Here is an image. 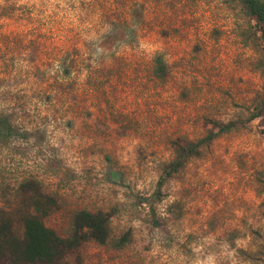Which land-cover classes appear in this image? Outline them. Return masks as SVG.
Masks as SVG:
<instances>
[{
    "label": "rangeland",
    "instance_id": "obj_1",
    "mask_svg": "<svg viewBox=\"0 0 264 264\" xmlns=\"http://www.w3.org/2000/svg\"><path fill=\"white\" fill-rule=\"evenodd\" d=\"M212 122L236 128L159 189L172 142ZM3 126L15 229L28 185L61 236L79 210L109 216L67 264H264V41L241 0H0Z\"/></svg>",
    "mask_w": 264,
    "mask_h": 264
},
{
    "label": "trees",
    "instance_id": "obj_2",
    "mask_svg": "<svg viewBox=\"0 0 264 264\" xmlns=\"http://www.w3.org/2000/svg\"><path fill=\"white\" fill-rule=\"evenodd\" d=\"M247 13L259 25L264 41V0H241ZM154 74L161 79L166 74L161 59H155ZM256 116H252L254 119ZM2 123V122H1ZM214 130H210L198 141L172 142L173 159L166 164L158 182V188L178 173L192 158L198 157L203 147H207L216 137L236 128L234 122H212ZM9 127L0 129L2 135L9 132ZM32 194L23 203L28 204L31 213H22L19 219L20 229L13 226L11 215L0 210V262L7 264H67L73 254L87 242L104 245L109 240V216L103 212L79 210L71 217L70 232L67 236L57 234L45 226L43 220L58 209L57 201L43 194L37 186L28 185ZM129 241V233H125L116 241L117 248L124 247Z\"/></svg>",
    "mask_w": 264,
    "mask_h": 264
}]
</instances>
